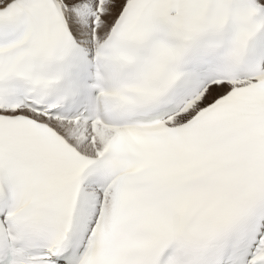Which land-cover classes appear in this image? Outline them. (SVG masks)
Segmentation results:
<instances>
[{
    "label": "snow or ice",
    "instance_id": "obj_1",
    "mask_svg": "<svg viewBox=\"0 0 264 264\" xmlns=\"http://www.w3.org/2000/svg\"><path fill=\"white\" fill-rule=\"evenodd\" d=\"M0 264H264V0H0Z\"/></svg>",
    "mask_w": 264,
    "mask_h": 264
}]
</instances>
